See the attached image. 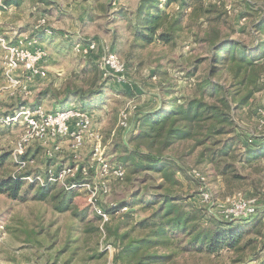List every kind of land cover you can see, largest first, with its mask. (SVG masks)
<instances>
[{
    "label": "trees",
    "instance_id": "trees-1",
    "mask_svg": "<svg viewBox=\"0 0 264 264\" xmlns=\"http://www.w3.org/2000/svg\"><path fill=\"white\" fill-rule=\"evenodd\" d=\"M112 1L100 2L99 6L97 3V9L101 16H111L110 22L124 23L121 37L130 40L131 48H144L155 40L164 45L174 44L184 28L193 24L208 27L205 36L199 38L205 43L204 54L181 57L185 61L180 69L185 85L177 88L169 80H158L157 93L133 110L127 129L119 128L128 137H120L110 154L125 169L123 179L114 183L128 188V195L104 205L109 218L101 224L89 202L82 208L73 207L74 197L82 191L57 182L44 181L42 185L26 182L23 176L28 172L13 170L17 167L15 161H11V171L0 175V193L20 201L47 203L57 214L70 211L73 221L68 226L69 236L55 256L77 244L75 249L83 247L89 235L94 234L98 240L87 260L100 258L107 249L99 250V245L109 244L116 250L113 264H168L185 252L217 256L222 251L236 253L233 261H242L243 250L252 242L243 240L248 218L204 221L197 210L186 205L190 195L184 193L178 174L185 176L193 167L208 166L231 189L235 182L246 179L242 171L246 167L260 165L264 169V133L248 137L244 143L237 122L238 112L248 105L264 82V14L256 16L252 23L257 37L251 47L222 31L221 17L228 14L225 0H137L133 10L120 6L114 11L109 9ZM242 1L254 4L252 0ZM11 3L18 2L2 0L0 10L4 11ZM247 14L250 13L244 11L242 16ZM44 28L49 33L56 31ZM31 36H38V32ZM89 64L87 68L93 76L88 88L47 89L51 99L68 102L75 98L83 109L102 107L104 79L96 61ZM153 74L157 76L156 70ZM20 101L17 103L21 104ZM10 156L8 152L0 153V167ZM189 156L192 163L187 161ZM25 157V153L19 155L20 159ZM51 164L46 160L44 170ZM43 171L34 173L42 175ZM70 180L85 181L80 174ZM123 206L128 210L115 213ZM138 211L144 215L134 220ZM88 212L93 217H88ZM38 227L21 224L7 225L5 229L28 246L37 247L39 243L44 246L38 239L43 229ZM50 242L47 250L52 248Z\"/></svg>",
    "mask_w": 264,
    "mask_h": 264
},
{
    "label": "rangeland",
    "instance_id": "rangeland-1",
    "mask_svg": "<svg viewBox=\"0 0 264 264\" xmlns=\"http://www.w3.org/2000/svg\"><path fill=\"white\" fill-rule=\"evenodd\" d=\"M105 3L108 0H99ZM115 4L110 5L113 11L118 7L133 10L136 6L137 0H113ZM112 1V2H113ZM228 14L223 15L220 20L222 31L230 33L232 37L240 39L246 45L251 46L257 37L252 24L255 17L260 13L264 14V0H252L251 3H246L242 0H225ZM68 0H60V4L35 6L31 10L26 5L19 8H10L7 11L0 10V118L8 113H12L20 105L26 101L29 105L41 104L45 110L54 111L74 103L79 106V100L73 98L71 101L53 100L47 93V89L62 91L65 87L88 88L92 80L93 73L89 71L90 61H96V55H100L104 51L111 50L115 52L118 57L126 64L127 82L117 83L110 75L102 76L104 84V104L102 107L95 109V116L93 118V127L100 132L103 137L105 145V153L112 158L113 144L118 142L123 137L126 139L128 134L126 131L119 130L117 126L118 111L128 100L132 99L136 107L145 103L147 98L154 96L157 93V81L169 80L175 87H182L186 81L181 76L180 69L185 66V61L181 57L196 56L204 54L205 43L199 38L205 36L208 27L203 25L193 24L184 28L176 39L174 44L164 45L155 40L151 45L144 48H131L130 40L124 35L123 22H110L111 16L97 17L96 11L85 8L86 15H92L93 20L85 22V25L76 23L68 15L62 14L63 8L69 9ZM40 7V8H38ZM171 9L177 10V6H171ZM168 8L167 10H169ZM48 9L52 13L51 19L46 18V27H57L58 29H67L72 32V35L80 38H85L87 41H94L96 46L92 53H79L74 50L76 42H85L82 39L73 41L72 44H64L63 49L68 53L60 54L59 56L52 55V64L47 68L44 64L46 57L47 41L52 36L45 38L46 31L35 30L34 26L37 23L38 13H43ZM248 11L246 17L242 14ZM59 13L60 15L59 17ZM100 13V12H99ZM260 14V15H261ZM67 17V18H65ZM187 20H183L186 25ZM48 29V28H47ZM38 32V36H31ZM49 35V33H46ZM23 37H36L38 47H45L44 58L41 62L42 68L46 71L45 77H33L27 81L26 89L20 90L17 87L8 86L6 78L2 72L4 50L2 41H14ZM44 37V38H43ZM79 38V37H78ZM44 42L43 44H41ZM58 43V42H57ZM67 45V46H66ZM60 47V45H58ZM66 46V47H64ZM34 48V47H33ZM53 51V50H52ZM52 53V52H51ZM55 58V59H54ZM187 60V59H186ZM47 61H45L46 63ZM55 67L58 70H55ZM54 69V70H52ZM86 69V71H85ZM88 70V71H87ZM156 70L157 76H153ZM162 71L166 72L163 74ZM20 72V71H19ZM19 72L16 74L20 76ZM102 74V73H101ZM155 77V78H153ZM129 84L132 86L130 89ZM186 87V86H185ZM184 87V88H185ZM260 91L257 92L248 105L237 114L238 130L241 131V139L247 143L248 137H253L260 133H264V82L260 83ZM185 90V89H184ZM186 91V90H185ZM126 92V93H125ZM21 100V104L17 103ZM24 132L21 125H7L0 121V153L8 152L11 154L10 158L0 167V175H5L12 169L11 161L13 153H15L16 144ZM71 137L65 136L58 139L55 145L58 149L54 150L51 157L43 154V148L38 144L28 145L22 153L26 157L34 158V161L26 167L28 173L45 168L44 162L51 161L50 165L53 169H58L59 165H68L74 163L76 159H86L89 157V144L79 149L71 147ZM34 153V154H32ZM113 159V158H112ZM192 156L187 158L190 163ZM188 163V166L191 164ZM259 167H261L259 165ZM250 166L243 171L246 179L242 182H235V186L229 189L225 186L223 181L214 176L208 166H198V168H191L187 171V176L178 174L183 185L185 194H189L187 206L198 211V214L204 221H211L213 219L227 220L225 217L227 202L225 200L228 196H233L241 193L247 198L255 199V212L243 219H247V227L243 236V240L252 239L251 244L243 250V260L233 261L237 257L236 253L222 251L219 255L207 254L200 252L193 254V252H185L178 254L173 262L168 264H264V169ZM192 169H196L204 176V180L199 179L192 173ZM13 170L17 171L18 168ZM116 180H110L109 194L103 199L106 202L114 198H121L129 193L128 188H124L120 183H114ZM202 188H206L210 194L211 199L204 201L200 192ZM79 196L74 197L73 207L82 208L87 205V196L80 192ZM190 203V204H189ZM189 208V207H187ZM127 211V210H126ZM93 213L88 212V217H93ZM144 215L143 211H138L133 219H139ZM73 221L70 211L57 214L51 206L47 203L26 200L20 201L11 199L5 194L0 193V264H113V257L116 252L112 245H99L100 249H107L98 259L87 260V256L92 252L98 236L91 234L87 244L81 248L75 249V246L69 247L67 250L55 256L56 251L60 249L62 244L69 236L68 226ZM36 227L43 229L38 239L43 241L44 246L39 243L37 247L28 246L17 238H14L5 227L19 226V225ZM86 236V234H85ZM52 248L47 250L49 242ZM50 242V243H51ZM254 253H252V251ZM73 251V253H72ZM74 251H76L74 253ZM72 253V254H71ZM84 256L85 260L81 261ZM57 257V259H54Z\"/></svg>",
    "mask_w": 264,
    "mask_h": 264
},
{
    "label": "built area",
    "instance_id": "built-area-1",
    "mask_svg": "<svg viewBox=\"0 0 264 264\" xmlns=\"http://www.w3.org/2000/svg\"><path fill=\"white\" fill-rule=\"evenodd\" d=\"M0 0V4H1ZM164 1V0H162ZM46 17L42 16L34 26L35 30L43 29L49 33L46 26ZM36 37H23L14 41H2L4 50L2 72L6 78L8 86L17 87L20 90H27V81L33 77H45L46 71L42 68L41 62L45 55V50L36 46ZM96 46L94 41L76 42L74 50L79 53H91ZM34 47V48H33ZM96 63L102 76L110 75L117 83H126L128 80L127 66L118 55L107 50L97 56ZM20 71V72H19ZM19 72L20 76L16 73ZM155 78V77H153ZM132 88V86L129 84ZM136 108L132 99L128 100L119 110L117 126L121 129L129 127V118ZM94 110L83 109L70 103L68 106L47 111L41 104L26 106L20 105L12 113L3 115L1 123L7 125H21L24 132L16 144L13 159L17 163V173L26 172V167L34 161L33 157L20 159L19 155L28 145L38 144L43 148V154L48 158L52 156L58 139L65 136L71 137V147L79 149L89 144V157L86 159H76L74 163L59 165L58 169L48 166L43 174L27 173L23 179L26 182L43 184L44 181L57 182L65 187H73L86 194L92 210L100 216L101 224L105 222L109 215L104 210V205L109 204L103 198L109 194L110 180H122L125 169L118 161L110 158L105 153V145L100 132L93 127ZM199 179L204 180V176L196 169L191 170ZM78 174L85 180L83 182H73L70 178ZM200 196L204 201L211 199V194L206 188H202ZM227 202L226 218H246L255 212V199L247 198L241 193L225 198ZM128 210L126 206L119 208L115 213Z\"/></svg>",
    "mask_w": 264,
    "mask_h": 264
},
{
    "label": "crops",
    "instance_id": "crops-1",
    "mask_svg": "<svg viewBox=\"0 0 264 264\" xmlns=\"http://www.w3.org/2000/svg\"><path fill=\"white\" fill-rule=\"evenodd\" d=\"M16 1L18 3L9 4L4 11H7L8 9L13 8V7L19 8V7L24 6V5H26L28 8L31 7V10H32L35 8V6H40V5L41 6H43V5H46V6L49 5L50 6L54 3L56 5L60 4V0H44L43 2H40L38 0H16ZM97 3L98 2L95 0H68L67 4L69 5V9L63 8V11H60V12H62V14L68 15L69 17L72 18V20L74 17V21L76 23L80 22L81 25L83 26V25H85V22H89V20L94 19V17L92 15H86L85 14V8H87L88 10L91 9V10H93L92 12H95L96 7H97L96 6ZM112 4H115V1H113ZM38 8H40V7H38ZM95 14L97 15V17H102L99 12H95ZM60 15L61 14L59 13V17H60ZM42 16L46 17L49 21V19H51L52 13L50 11H48V9H47L43 13H38V18L42 17ZM65 18H67V17H65ZM52 29L56 30L55 33H49V35L45 33V35H46L45 38H47V36H49V37L52 36L48 39L47 45H45L46 48H48V51H46V57L44 59V64H46L45 65L46 70H47V68H49L48 65L52 64V60H53L52 55L56 57V56H59L60 54L68 53L67 50L63 49V47H62L63 42H64V44L65 43L66 44H72V42L75 40L77 41V39H82V41H87V40H85V38H80V36H78V34L76 35V37H75V35L73 36L72 32L67 30V29H61V28L58 29L57 27H52ZM43 43L44 42H42L41 44H43ZM58 45H60V47ZM66 46H64V47H66ZM43 48H45V47H43ZM45 61H47V62L45 63ZM57 68H59V67H57ZM57 68L55 67V70H58ZM52 70H54V69H52ZM130 89H131V87H130ZM150 98L151 97L149 96L147 98V100H149ZM95 112L96 111L94 110V113Z\"/></svg>",
    "mask_w": 264,
    "mask_h": 264
}]
</instances>
